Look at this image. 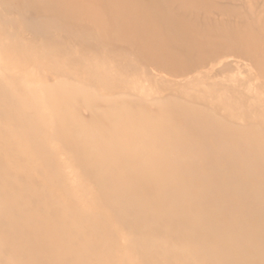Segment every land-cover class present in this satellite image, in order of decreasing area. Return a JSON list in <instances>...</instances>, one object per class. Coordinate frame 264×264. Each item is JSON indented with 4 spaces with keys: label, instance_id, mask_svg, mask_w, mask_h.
<instances>
[{
    "label": "rangeland",
    "instance_id": "374dc122",
    "mask_svg": "<svg viewBox=\"0 0 264 264\" xmlns=\"http://www.w3.org/2000/svg\"><path fill=\"white\" fill-rule=\"evenodd\" d=\"M124 1L0 0V264H264V0Z\"/></svg>",
    "mask_w": 264,
    "mask_h": 264
},
{
    "label": "bare ground",
    "instance_id": "6f19581e",
    "mask_svg": "<svg viewBox=\"0 0 264 264\" xmlns=\"http://www.w3.org/2000/svg\"><path fill=\"white\" fill-rule=\"evenodd\" d=\"M44 1H45L46 4H49V5H55L56 4L58 7H62V9L60 11H61V13L64 16H68L69 12H70V10L72 8L71 6H68V5L64 4L63 0H44ZM85 1H87V0H85ZM88 1H92V0H88ZM96 1H101L103 3L104 9H103L102 14L104 13L106 15H112L115 12H117V13L121 12L123 10V4L125 3L124 0H96ZM131 1H133L134 3H139V2H145L146 3L148 0H131ZM151 1H153V0H151ZM177 1L178 0H163V2H164L166 7H172L173 4L175 2H177ZM72 9H73V12H71V13L74 16H77L80 13V11H79V9L77 7L72 8ZM182 13H185V12L183 11ZM178 14H180V13H178ZM148 16H151V15L148 14ZM148 16H146V17L148 18ZM93 17L97 21H100V22L102 21L101 20V16L98 13L94 14ZM171 18L169 20H165L164 21V25L166 26L165 28L168 29V33L170 35L173 34V32H174V27L173 26H174V24H176L175 21H177L176 18H172V19ZM134 20H136V19H134L133 17H130V16L125 19V21L129 22V23H131V21H134ZM147 22H148V20H144V23H147ZM116 24L117 25H121V21L117 20ZM160 29L161 28H159V27L146 26V27H144L143 32H142V34L140 36V37H142L144 39L146 45H148L150 47H153L157 51L159 50V48H162L161 45H160V42L162 41Z\"/></svg>",
    "mask_w": 264,
    "mask_h": 264
}]
</instances>
